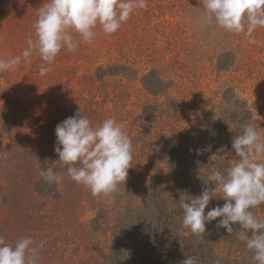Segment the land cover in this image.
<instances>
[{
	"label": "rangeland",
	"instance_id": "1",
	"mask_svg": "<svg viewBox=\"0 0 264 264\" xmlns=\"http://www.w3.org/2000/svg\"><path fill=\"white\" fill-rule=\"evenodd\" d=\"M46 2L0 0V59L28 46ZM147 3L115 34L97 27L91 44L62 49L44 76L37 53L0 73V236L46 241L39 264H161L154 251L163 237L194 235L182 226L180 192L199 195L213 168L239 159L232 139L243 124L264 136V27L250 44L243 33L201 29L202 0ZM79 110L93 126L115 118L132 139L118 194L93 197L58 162L60 184L40 176L58 160L55 127ZM223 203L212 199L205 213ZM252 211L264 217V204ZM220 219L206 223L192 255L254 264Z\"/></svg>",
	"mask_w": 264,
	"mask_h": 264
},
{
	"label": "clouds",
	"instance_id": "2",
	"mask_svg": "<svg viewBox=\"0 0 264 264\" xmlns=\"http://www.w3.org/2000/svg\"><path fill=\"white\" fill-rule=\"evenodd\" d=\"M202 7L198 18L201 29L215 26L228 33H243L250 44H255L254 31L264 27V0H202ZM147 8V0H47L37 10L28 46L20 55L0 59V73L30 64L33 53H37L43 62L39 74L44 76L62 49L71 53L82 43L91 44L97 27L106 36L115 34L135 10ZM257 129L256 123L243 124L242 132L232 139V149L239 159L223 170L213 168L203 180L205 187L199 195L184 190L179 201L183 228L202 236L206 223L219 217L217 227L244 242L254 264H264V217L252 211L264 204V136ZM54 131L58 160L41 168L35 158L45 182L63 181L64 176L55 171L58 162L66 168L67 176L89 189L93 197L118 194L133 160L132 139L122 123L110 117L93 126L79 110L58 123ZM216 198L222 199L223 205L205 213ZM45 244L44 240L35 243L26 237L13 245L0 236V264H39ZM180 264H199V259L188 255Z\"/></svg>",
	"mask_w": 264,
	"mask_h": 264
},
{
	"label": "trees",
	"instance_id": "3",
	"mask_svg": "<svg viewBox=\"0 0 264 264\" xmlns=\"http://www.w3.org/2000/svg\"><path fill=\"white\" fill-rule=\"evenodd\" d=\"M199 237L198 235L179 236L178 238L163 237V240L159 243L160 246L157 247L154 253L161 264H180L185 256L192 255V242L198 240ZM203 256L205 260L202 264L216 263V259L212 258L210 252L208 255L204 254ZM207 261L209 262L207 263Z\"/></svg>",
	"mask_w": 264,
	"mask_h": 264
}]
</instances>
